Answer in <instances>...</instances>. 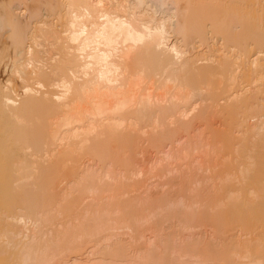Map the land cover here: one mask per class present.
Instances as JSON below:
<instances>
[{
	"label": "bare ground",
	"instance_id": "1",
	"mask_svg": "<svg viewBox=\"0 0 264 264\" xmlns=\"http://www.w3.org/2000/svg\"><path fill=\"white\" fill-rule=\"evenodd\" d=\"M0 264H264V0H0Z\"/></svg>",
	"mask_w": 264,
	"mask_h": 264
},
{
	"label": "rangeland",
	"instance_id": "2",
	"mask_svg": "<svg viewBox=\"0 0 264 264\" xmlns=\"http://www.w3.org/2000/svg\"><path fill=\"white\" fill-rule=\"evenodd\" d=\"M237 190V188H235ZM235 195V192H234ZM240 196H242L243 198H245V200H250L249 195L247 193H239ZM231 231L229 232V241H235L240 239V236L238 234V232L236 231L235 228H233V226H231Z\"/></svg>",
	"mask_w": 264,
	"mask_h": 264
}]
</instances>
